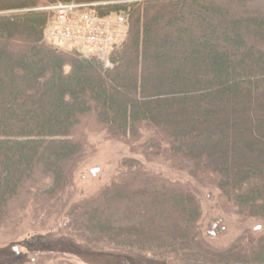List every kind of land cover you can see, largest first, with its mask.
I'll return each mask as SVG.
<instances>
[{
    "label": "trees",
    "instance_id": "16d2710c",
    "mask_svg": "<svg viewBox=\"0 0 264 264\" xmlns=\"http://www.w3.org/2000/svg\"><path fill=\"white\" fill-rule=\"evenodd\" d=\"M57 1L70 0H0V236L53 222L76 243L165 264H264V0L101 5L102 15L130 13L109 66L46 39L53 12L39 7ZM84 119L191 180L126 157L77 198L74 173L92 148ZM205 182L224 208L260 224L228 245L211 241ZM34 242L30 253L1 247L0 264L56 258Z\"/></svg>",
    "mask_w": 264,
    "mask_h": 264
},
{
    "label": "rangeland",
    "instance_id": "374dc122",
    "mask_svg": "<svg viewBox=\"0 0 264 264\" xmlns=\"http://www.w3.org/2000/svg\"><path fill=\"white\" fill-rule=\"evenodd\" d=\"M60 47L69 49L74 46L62 43ZM75 47L85 55H89L92 52L89 47L83 44ZM86 119H84L85 122L80 128V134L88 136L87 140L92 145V148L74 173L77 198L88 196L109 182L120 162L126 157L140 159L147 166L161 170L171 177H182L191 180L190 175L186 171L178 170L172 167L170 163L161 160V162L159 160H147L139 152L141 150L139 147L140 142L133 143L108 138L102 128L87 127V124L93 120ZM220 161L223 162L224 159H220ZM94 169L97 170L93 172ZM197 185L202 192L203 225L211 241L219 245H228L245 228L251 229L260 224L258 220L243 221V219L233 213L232 209L230 210L227 206L224 208L219 198V190L215 186L206 182L203 184L197 183ZM31 223V221L24 222V227L20 228L17 233L7 234L5 237L0 236V248H6L7 246L9 250H12V247L13 249L17 247L19 252L30 253L33 250L30 249L28 244H31L33 240H35L34 244H37L38 241V244L42 246L43 252L57 254H53L56 258L50 259L47 264H56L58 261H62L64 264H68L69 261L76 264H165L150 255H144L129 249L113 247L98 249L91 248L84 242L79 241V243H76L74 240L59 233L57 223L51 222L47 226ZM50 225H53V227ZM38 236H42V239L37 240Z\"/></svg>",
    "mask_w": 264,
    "mask_h": 264
},
{
    "label": "built area",
    "instance_id": "2783aa9c",
    "mask_svg": "<svg viewBox=\"0 0 264 264\" xmlns=\"http://www.w3.org/2000/svg\"><path fill=\"white\" fill-rule=\"evenodd\" d=\"M134 0L114 1V3ZM112 2L101 1H57L39 7L53 12L45 37L52 43H65L69 46L85 45L91 49V55L97 56L106 66L110 65V53L121 42L129 29L130 13L121 10L102 15L99 6Z\"/></svg>",
    "mask_w": 264,
    "mask_h": 264
},
{
    "label": "water",
    "instance_id": "95a60500",
    "mask_svg": "<svg viewBox=\"0 0 264 264\" xmlns=\"http://www.w3.org/2000/svg\"><path fill=\"white\" fill-rule=\"evenodd\" d=\"M97 169H94L93 172H95Z\"/></svg>",
    "mask_w": 264,
    "mask_h": 264
}]
</instances>
